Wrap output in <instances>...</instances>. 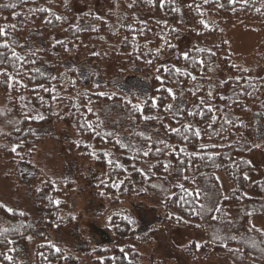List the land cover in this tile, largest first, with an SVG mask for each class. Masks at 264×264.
<instances>
[{
  "label": "trees",
  "instance_id": "1",
  "mask_svg": "<svg viewBox=\"0 0 264 264\" xmlns=\"http://www.w3.org/2000/svg\"><path fill=\"white\" fill-rule=\"evenodd\" d=\"M192 2H183L181 15L180 0H169L163 8L159 0H136L132 8L128 7L132 0H0V27L24 46L15 49L22 57L36 61L27 64L22 69L26 74L18 77L27 87L8 91L0 78V132L7 133L0 135V160L8 166L14 164V173L33 189L30 179L38 169L31 159L38 144L54 138L38 128L60 123L66 129L62 140L65 146L77 159L100 172L90 187L101 200L116 199L97 216L99 229L108 237L106 243L86 250L63 246L50 240L49 233L72 222L59 213L74 193V182L64 179L61 183L48 177L37 195L34 193L39 219H32L24 210L9 208L13 210L10 215L0 208V264H9L5 256L12 258L11 264H83L82 260L89 264H153V252L147 256L141 249L152 246L163 226L203 231L200 243L194 239L181 246L171 243L184 260L210 253L216 258L239 257L247 264H264V235L250 230L255 218L264 219V70L240 64L224 36L225 29L239 21L264 22V0H237L233 5L219 0L223 8L213 0L208 4L195 0L193 9H189L187 4ZM195 4L202 5L203 16L195 10ZM40 8L47 11L40 12ZM256 8L262 12L257 13ZM200 19L209 25L208 29L198 24ZM197 31L202 34L196 35ZM184 35L189 40L186 50L191 49L192 57L203 60L206 66L188 67L177 59L183 52L178 43ZM165 40L174 47L167 48ZM262 46L264 42L258 50ZM158 48L163 52L157 58ZM196 48L204 51L197 52ZM209 49L216 56L211 57ZM147 52L151 54L141 56ZM149 59L151 64L147 63ZM162 64L187 68L197 80L168 75L163 69L158 73L156 69ZM231 64L249 71H237L229 67ZM8 71L11 74V68ZM158 75L164 85L157 80ZM54 76L57 79L51 80ZM234 77L240 78V85H245L251 96L240 95V85L231 79ZM249 78L255 88L247 87ZM222 79H230V83L217 88L211 100L215 108L222 110L213 113L216 123L207 129L211 137L205 131L211 116L206 111L201 118L186 114L174 117L173 112L165 110L168 104L173 105V111L177 106L196 110L199 97L207 98L206 94ZM177 80L181 83H175ZM37 85L55 92H33ZM194 85L201 88L195 97L189 91L196 90ZM167 88L176 93L174 101L164 90ZM98 92L114 98L95 95ZM221 95L224 100L219 99ZM153 97L158 98L157 108L151 107ZM126 100L140 104L144 116L158 115L160 119L145 121L139 112H132ZM25 113H39L44 118L29 120ZM89 124L99 127L93 131ZM188 124L192 127L184 140L181 126ZM171 128H181V132L171 133ZM195 130H201V138L192 134ZM161 140L164 143H155ZM149 143H153V153L143 157L137 149ZM201 144L207 149L201 150ZM16 145L17 152L12 153L10 149ZM156 146L164 151L155 154ZM255 153L259 157L256 166L250 159ZM165 163L169 164L167 172ZM136 169H143L146 175ZM219 172L231 184L226 193L218 180ZM6 177L11 183L9 174ZM181 184L193 195L179 187ZM147 196L157 202V220L141 228L129 206ZM217 207L219 212L214 211Z\"/></svg>",
  "mask_w": 264,
  "mask_h": 264
},
{
  "label": "rangeland",
  "instance_id": "2",
  "mask_svg": "<svg viewBox=\"0 0 264 264\" xmlns=\"http://www.w3.org/2000/svg\"><path fill=\"white\" fill-rule=\"evenodd\" d=\"M183 2L180 0L181 15ZM76 8L81 9L80 6ZM224 36L230 52L238 56L240 64L252 68L258 66L257 69L264 70V46L258 50L264 42V22L239 21L225 29ZM188 44L187 36H182L178 43L179 49L186 50ZM1 105H3V100L0 96ZM38 130L54 138L38 144L31 159L32 164L38 169L37 175L30 179L34 188L31 189L27 180L14 173V164L8 166L0 160V203L7 208L24 210L32 219L37 220L40 214L35 195L43 182L48 177L52 180H60L61 183L65 182L64 179H71L74 182V193L67 200V204L61 208L59 214L64 219L71 218L72 222L69 227L50 231L49 239L60 245L82 250L94 244L106 243L108 237L99 229L97 216L104 207L116 202V199L109 200L104 197L101 200L90 187V183L100 172L91 167L89 163L77 159L74 152L65 146V142L62 141L66 136L64 125L53 123L40 127ZM250 159L255 166L259 164L258 154H252ZM6 174H9L11 183ZM217 177L223 192L226 193L231 188L228 178L223 172L217 173ZM154 206H157V202L150 196L138 198L129 206L138 218L141 228L156 222L157 215ZM253 224L264 228V219L255 218ZM203 237V231L200 229L193 231L189 228L170 229L163 226L154 237L152 246L141 250L147 256L151 251L153 252V264H247L239 257L230 260L216 258L210 253L199 258L184 260L171 245L174 243L181 246L191 239L200 243ZM82 262L89 264L84 260Z\"/></svg>",
  "mask_w": 264,
  "mask_h": 264
},
{
  "label": "snow or ice",
  "instance_id": "3",
  "mask_svg": "<svg viewBox=\"0 0 264 264\" xmlns=\"http://www.w3.org/2000/svg\"><path fill=\"white\" fill-rule=\"evenodd\" d=\"M168 2H169V0H159V6L161 8H163L166 5V3H168ZM181 2H183V0H181ZM213 2L216 4V6L218 8H223L224 7V4L219 3V0H213ZM236 2H237V0H228V4L229 5H233ZM244 2L247 3V0H244ZM135 3H136V0H132V3L129 4L128 7L132 8L135 5ZM194 3H195V0H193L192 3L187 4V7L189 9H193V4ZM203 3L204 4H208L209 0H203ZM15 6L16 5H4L5 8H8V7H13L14 8ZM195 10L198 12V14L200 16L204 15V12L202 11V5L201 4H195ZM38 11L45 12V11H47V9L40 8V9H38ZM255 11L257 13H260V12H262V9L261 8H256ZM56 19L59 20L60 17H56ZM198 24L200 26H202L204 29H208L209 28V25L203 19H200L198 21ZM11 27L13 29H15L16 25L13 24V25H11ZM92 30L96 31L95 28H93ZM133 31H135V30H133ZM172 31L175 32L177 30L176 29H172ZM141 34H143V30H141ZM201 34H202V32H200V31L196 32V35H201ZM0 39H2L4 41V42L0 43V66H2V67H0V78H3L4 87L8 91L15 90L17 88V86L21 87V88L27 87V85L23 84L21 82V80L18 79V77L24 76L26 74L24 71H22V69H24L27 64H35L36 61L35 60H29L26 57H22L15 50L16 48H23L24 46L18 44V42L13 38V36L8 32V30L5 27H0ZM133 39H135V37H133ZM165 46L167 48H169V49L174 47V45H172L167 40H165ZM193 47H195V46H193ZM196 51L197 52H203L204 49L196 48ZM162 52H163L162 48H158L157 49V58L159 57L160 54H162ZM150 54H151L150 52L141 53V56H147V55H150ZM208 54L211 57L216 56V52L212 51L211 49L208 50ZM31 55L34 56L35 53H32ZM94 55H99V53H94ZM177 59L185 61L187 63L188 67H192V66H194L196 64H199L201 66H206L205 62L203 60L197 61L194 57H192L191 49L181 52L179 54V56L177 57ZM152 62L153 61L151 59L147 60V63H149V64H151ZM229 67H231L233 69H236L237 71H243V72H248L249 71V69H247V68H243L242 69L239 65H235V64H231ZM9 68H11V74L8 71ZM161 69H163V72L168 74V75H175L177 77H179V76H190L193 81L197 80V77L192 75V73L190 71H188L187 68L182 70L181 68L176 67L175 65H173V67L169 68V67H166L165 65L162 64L160 67H158L156 69V71L158 73H160ZM209 71H213V69L209 68ZM156 78H157L158 81H160L161 85H164V79L162 78V76L158 75ZM56 79H57V77H55V76L51 77V80H56ZM209 79H211V77H209ZM231 79H234L236 85H240V78L234 77V78H231ZM175 83L179 84V83H181V81L177 80V81H175ZM229 83H230V79H222L218 85H214L213 86V90L212 91H209L206 94L207 98L203 97V96L199 97V104L194 105V108L196 110H187L185 108H181V107L177 106L175 111H173V105L172 104L165 105V110L169 111V112H173V116L174 117L177 116V115L186 114L187 116H191V117H195L197 115H200L201 118H204L205 111H206L208 114H211L210 120H209V122H208V124L206 126V129H205V131L207 132V129L208 128H212V126L215 125V123H216L217 117H216L215 114H213L214 111H222L221 109L215 108V106L211 103V100H212V98L214 96V92H215V90L217 88H224ZM246 84H247V87L255 88V85L252 84L251 78H249L247 80ZM73 86H74V83H73ZM194 87L196 89L195 91H193L192 89H189V91L192 93L193 97L197 96V93L201 90L199 85H194ZM240 88H241L240 95H242V96H245V95L246 96H251L252 95V93L247 92L245 85H240ZM38 90L55 92V89H49V88L44 87L43 85H37L36 88L32 89L33 92L38 91ZM160 90L161 89H157V91H160ZM164 90L167 91L168 95L172 98L173 101L177 98L176 97V93L173 92L172 89L167 88V89H164ZM183 94H184L183 89H181V96H183ZM95 95H98L100 97H105L106 96V98L110 99V100L114 98L113 96L107 95V94H105L103 92L95 93ZM53 98L56 99L57 97L54 96ZM40 99L43 100L42 97ZM219 99L220 100H224L225 97L223 95H221L219 97ZM157 100H158L157 97H153L151 99V107L152 108H157L158 107ZM124 103L126 105H131L132 112L133 113L139 112L141 114L142 118L145 121H148V120H159L160 119V117L158 115L157 116H144L143 115V108L141 107L140 104H133L132 101H130V100H126V101H124ZM244 110L248 111V109H244ZM88 111L91 113L92 109L88 108ZM24 116H25L26 119H29V120H32V119L42 120L44 118L39 113H37L35 116H29L27 113H25ZM177 122H179V121H177ZM226 122H228V121H226ZM9 123H13V122L9 121ZM240 126H243V125L241 124ZM98 127H99V124H97L96 126H93V125L89 124V128L91 130H93V131H95V129L98 128ZM165 127L167 128L168 126L165 125ZM181 127L183 128V131L185 133V135L183 136V139L187 140L188 139L187 133L189 132V130L191 129L192 126H191V124H188L187 126L182 125ZM17 131H19V129H17ZM170 131H171V133L179 134L181 132V128H171ZM192 134L197 139L201 138V135H202L201 130H195V131H193ZM207 134L211 137L212 132H207ZM0 135H7V133L0 132ZM147 139L149 141H151L152 138L151 137H147ZM116 143L120 144V141L117 140ZM155 143L159 144V143H164V142L161 140V141H157ZM18 147H19V145L13 146V147H11L10 151L12 153H16ZM200 147H201V150H206L208 146L204 145V144H201ZM211 147L214 148L215 145H211ZM257 147H259V145H257ZM137 151L139 153H141L143 155V157H149L150 154L153 153V143H149L146 148H140V149H137ZM163 151H164V149L160 148L159 146H156L154 148L155 154H161ZM181 151H183V149H181ZM208 158L212 159L213 156L209 155ZM109 163H111V161H109ZM180 164L183 165L184 161L181 160ZM117 167H120V166L117 165ZM133 167L135 168V165H133ZM152 167H154V166H152ZM163 168H164V171L167 172L169 170V164L165 163L163 165ZM136 171H139L141 173V175H146V173L144 172L143 169H136ZM245 179H247V177H245ZM179 187H181L185 192H187V194L189 196L193 195V193L192 192H188V190L186 188H184V186L182 184L179 185ZM195 199L197 201L199 200V192H196ZM0 208H4L10 215L13 213V210L7 208V206H5V205L0 204ZM214 211L219 212L220 208L217 207V208L214 209ZM21 215H22V213H21ZM212 219L216 220L217 217L213 216ZM250 230H254V231L260 232L262 235H264V229L256 228V226L254 224L251 226ZM10 242L11 241H9V243ZM57 251H59V249H57ZM5 259L9 261V264H11V259H12L11 257L5 256Z\"/></svg>",
  "mask_w": 264,
  "mask_h": 264
}]
</instances>
